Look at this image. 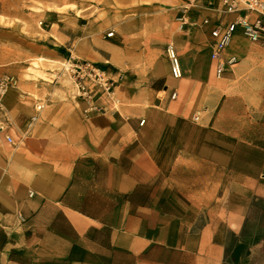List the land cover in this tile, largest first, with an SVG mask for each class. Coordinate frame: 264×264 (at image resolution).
<instances>
[{
  "label": "crops",
  "instance_id": "0c3cea01",
  "mask_svg": "<svg viewBox=\"0 0 264 264\" xmlns=\"http://www.w3.org/2000/svg\"><path fill=\"white\" fill-rule=\"evenodd\" d=\"M177 1L119 21L136 45L100 21L96 47L55 7L41 39L33 13L0 6V74L18 79L0 114L16 139L0 141V264H264V46L238 29L217 77L210 31L235 14ZM90 57L119 105L80 97L53 64Z\"/></svg>",
  "mask_w": 264,
  "mask_h": 264
},
{
  "label": "built area",
  "instance_id": "2783aa9c",
  "mask_svg": "<svg viewBox=\"0 0 264 264\" xmlns=\"http://www.w3.org/2000/svg\"><path fill=\"white\" fill-rule=\"evenodd\" d=\"M184 13H187L191 8L200 3L210 7H219L222 11L235 14L233 20L228 22L217 21L210 31L213 37L211 43V57L216 62V75L222 76L224 72L234 63L237 58H225L224 53L226 48L231 43L234 33L240 29L243 34L254 42H258L264 46V0H183ZM188 23L182 19V26ZM204 23H210V19L205 18ZM114 32L107 33L108 37L113 36ZM169 54L172 73L175 77L181 76L180 60L174 47L169 44L167 48ZM63 68L68 71L72 77L75 87L78 90V95L87 101H94L100 96H107L110 100L119 105V100L115 97L116 80L108 76L105 70L90 59L70 58L67 60ZM18 79L15 75L5 72L0 74V114L3 111V101L7 93L17 86ZM173 93L172 97H175ZM96 107L95 104L92 105ZM43 105L39 104L37 109H41ZM35 119V117H33ZM144 123V120H142ZM10 127L5 126L0 121V141L5 140L8 143L15 144L16 139L10 132Z\"/></svg>",
  "mask_w": 264,
  "mask_h": 264
},
{
  "label": "rangeland",
  "instance_id": "374dc122",
  "mask_svg": "<svg viewBox=\"0 0 264 264\" xmlns=\"http://www.w3.org/2000/svg\"><path fill=\"white\" fill-rule=\"evenodd\" d=\"M56 1L57 0H0V6H4L6 8L4 9L8 11L15 12L22 10L33 13L32 20L27 22V25L38 28L40 31L38 35L41 39L48 35L45 30L50 28L49 23L45 21L46 16L43 15V13L48 8L55 7L60 12L65 13V15H70L72 18L75 17L83 26L84 30L90 32L91 35L89 38L91 39V42H93L94 47H96L100 39V21H105L103 30L106 37H108L107 33L109 31H115L114 36L111 37H119V35H121L134 40V45H136L137 39H139L138 32H122L121 27L118 26L119 21L127 20L128 18L133 20V17H130L133 10L143 4L148 6H158L160 9L161 6L163 8H170L179 5L177 0H60L61 7H59L54 5L53 2ZM0 21H4L3 18H1ZM61 26H63V24ZM55 27L57 26L55 25ZM49 47H52V44H49ZM89 59L98 65L95 58L90 57ZM30 62L32 66L38 67V65L44 61L38 59L31 60ZM65 62L66 61L64 60H58L54 61L53 64L63 75V80L73 81L69 72L65 71L63 68ZM28 72H31V74L28 73L26 77H47L44 73L37 72L32 68L28 69ZM107 75L112 77L110 74ZM252 212V214L256 215L255 217H257V220H259L264 226V205L261 201L255 205Z\"/></svg>",
  "mask_w": 264,
  "mask_h": 264
}]
</instances>
